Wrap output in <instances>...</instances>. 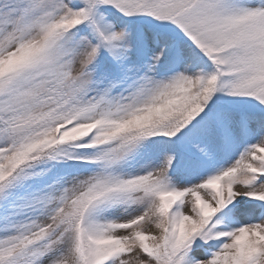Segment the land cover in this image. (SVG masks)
I'll use <instances>...</instances> for the list:
<instances>
[{
  "label": "snow or ice",
  "instance_id": "1",
  "mask_svg": "<svg viewBox=\"0 0 264 264\" xmlns=\"http://www.w3.org/2000/svg\"><path fill=\"white\" fill-rule=\"evenodd\" d=\"M0 264H264V0H0Z\"/></svg>",
  "mask_w": 264,
  "mask_h": 264
}]
</instances>
